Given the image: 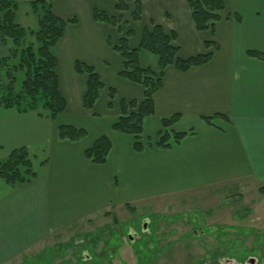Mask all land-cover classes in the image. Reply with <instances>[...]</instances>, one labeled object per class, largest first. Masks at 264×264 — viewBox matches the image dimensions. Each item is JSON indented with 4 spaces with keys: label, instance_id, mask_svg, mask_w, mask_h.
I'll return each mask as SVG.
<instances>
[{
    "label": "crops",
    "instance_id": "crops-1",
    "mask_svg": "<svg viewBox=\"0 0 264 264\" xmlns=\"http://www.w3.org/2000/svg\"><path fill=\"white\" fill-rule=\"evenodd\" d=\"M223 1L222 18L210 32L194 28L186 0H140L141 20L123 12L120 29L91 17L93 7L118 14L113 0H51L57 16L77 18L54 47L58 89L66 106L55 120L0 107V159L24 146L36 171L31 182L19 186L0 179V264L32 259L28 254L35 249L70 240L80 226L86 229L108 211L111 217L128 206L157 212L165 200L173 211L181 205V192L189 194L186 201H211L235 185L264 184V65L245 53H264V0ZM234 11L240 22L226 18ZM150 21L175 32L180 58L207 50L212 57L186 71L167 66L154 93V114L143 121V135L151 140L161 128L160 119L173 113L180 114L174 129L192 132L171 147L137 152L133 136L114 131L111 124L119 101H139L143 89L118 75L122 58L108 41L115 43L131 30L128 43L136 47ZM205 40L215 41L218 48L206 49ZM75 60L93 66L104 84L91 110L81 104L86 75L74 72ZM139 61L158 70L157 57L150 52L140 50ZM109 88L115 90L111 107ZM216 113L222 117H213L211 124L202 119ZM58 124L82 127L87 134L78 141L59 139ZM102 134L111 141L107 159L90 162L83 151ZM19 256L24 258L16 263Z\"/></svg>",
    "mask_w": 264,
    "mask_h": 264
},
{
    "label": "trees",
    "instance_id": "trees-1",
    "mask_svg": "<svg viewBox=\"0 0 264 264\" xmlns=\"http://www.w3.org/2000/svg\"><path fill=\"white\" fill-rule=\"evenodd\" d=\"M31 13L34 15V24L24 26L17 19V0H0V42L7 46L5 54L0 55V107L14 108L18 112L34 111L40 117L55 120L66 106V101L58 89V77L56 75V56L54 47L61 39L64 29L68 24L77 22L75 16L62 18L52 10L51 0H25ZM116 15L93 7L91 17L94 21L104 22L120 29L122 13L130 11L133 21L142 18L140 0H133L132 5L128 0H113ZM190 17L197 31H213L214 24L222 18L225 9L223 0H186ZM232 17L240 22L238 12H228L226 18ZM132 35L127 30L125 35L118 38L115 43L108 41L112 48L121 56L122 67L118 75L131 82L139 84L142 89V97L137 100L119 101V114L112 122L111 128L122 134L133 136V150L140 152L145 147L156 146L168 148L179 143L192 130L177 131L174 124L180 119L179 113H173L160 119L161 128L154 140L143 135L144 118L154 114V93L162 86L164 70L169 65H174L180 71H186L193 66L207 63L212 57V51L198 53L186 58L177 55L178 46L174 44L176 34L173 30L164 31L158 23L150 21L149 26H144L136 47H131L128 37ZM206 49L218 48L213 40H205ZM145 50L157 57L158 70L150 66H143L139 61V51ZM249 57L262 61L264 65V53L257 49L245 51ZM74 72L86 75L85 91L81 104L84 109L91 110L98 99L104 84L94 67L80 60L73 64ZM115 90L108 89V107L112 106ZM222 114L202 116V119L211 124L213 117ZM87 132L82 127L71 124H58L56 135L59 139L78 141L86 136ZM111 148L110 138L102 134L84 149V156L93 163L101 164L107 159ZM36 176L33 159L27 148L20 146L12 149L8 155L0 159V179L10 186H19L31 182ZM258 192L264 194V184L258 187ZM128 210L135 211L128 206ZM112 221L118 223L116 216L112 215ZM101 233L96 232L90 241L95 243L101 239ZM103 239V238H102ZM66 246V245H65ZM67 247V246H66ZM64 249L50 247L44 250V256L38 254L32 260L25 259L21 264H53V255ZM83 249L76 252L80 258ZM27 260V261H26Z\"/></svg>",
    "mask_w": 264,
    "mask_h": 264
},
{
    "label": "rangeland",
    "instance_id": "rangeland-1",
    "mask_svg": "<svg viewBox=\"0 0 264 264\" xmlns=\"http://www.w3.org/2000/svg\"><path fill=\"white\" fill-rule=\"evenodd\" d=\"M17 2V19L24 26H32L35 19L27 2ZM5 51L7 46L0 43V55ZM257 187L235 185L230 192L225 191L224 196L219 195L211 201H186L189 194L181 192L177 195L181 201L178 204L181 205L173 211L169 200L159 202L157 212L150 209L144 212L143 208H136L133 212L128 209L126 212L116 210L117 224L112 221L108 211L101 214L97 221L93 220L86 229L80 226L81 230L70 240L65 238L58 242L64 249L53 255L52 262L264 264V194H260ZM142 221L147 223L146 226L142 227ZM100 230L101 239L92 248L94 244L90 238ZM49 244L58 247L57 243ZM83 248L88 253L86 259L79 258L76 252ZM34 251L44 256L45 252L41 249ZM34 251L28 255L34 257ZM23 258L19 256L15 262ZM29 260H32L31 257Z\"/></svg>",
    "mask_w": 264,
    "mask_h": 264
},
{
    "label": "flooded vegetation",
    "instance_id": "flooded-vegetation-1",
    "mask_svg": "<svg viewBox=\"0 0 264 264\" xmlns=\"http://www.w3.org/2000/svg\"><path fill=\"white\" fill-rule=\"evenodd\" d=\"M143 220H144V218H143ZM142 223H144V221H142ZM146 224H147V223H144L142 227L146 226ZM140 227H141V226H139V228H140ZM132 230L134 231V229H132ZM130 231H131V230H130ZM128 237H130L129 233H128ZM137 238H138V235H137ZM137 238H136V239H137ZM133 241H135V239H133ZM80 255H81V256H80L81 258H83V257H84V258H85V257H88V253H86L85 250H82V252H81ZM85 259H86V258H85ZM202 264H209V263L203 262Z\"/></svg>",
    "mask_w": 264,
    "mask_h": 264
}]
</instances>
